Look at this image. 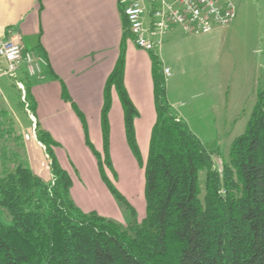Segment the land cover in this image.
<instances>
[{"label":"trees","instance_id":"obj_1","mask_svg":"<svg viewBox=\"0 0 264 264\" xmlns=\"http://www.w3.org/2000/svg\"><path fill=\"white\" fill-rule=\"evenodd\" d=\"M128 39L125 30L120 57L104 88L103 152L90 141L86 120L76 111L103 182L135 217L108 174L116 175L109 113L112 93H117L128 146L145 172L144 218L123 228L95 211H82L72 197V177L55 154L58 143L37 121L38 141L51 159V178L45 180L15 156L10 160L6 151L0 155V209L10 219L5 223L0 216V264H264L263 94L219 171L215 152L173 113L163 67L152 54L157 121L144 160L135 128L139 112L124 81ZM63 93L69 99L65 87ZM27 97L33 102L29 88Z\"/></svg>","mask_w":264,"mask_h":264},{"label":"crops","instance_id":"obj_2","mask_svg":"<svg viewBox=\"0 0 264 264\" xmlns=\"http://www.w3.org/2000/svg\"><path fill=\"white\" fill-rule=\"evenodd\" d=\"M125 30L127 23L119 0H0V43L18 40L26 51L46 56L49 60L45 82L36 83L29 91L40 127L60 144L54 149L60 165L68 170L69 157L65 153L68 152L74 167L82 175L81 183L76 184L72 178V196L78 205H87L81 201V191L90 187L85 199L92 200L90 205L96 206L87 211H97L106 218L116 217L112 210L104 207V199L111 202V193L86 143L82 121L76 110L86 120L90 141L97 151L103 152L101 113L104 88L120 57ZM175 31L173 29L166 34L170 35L168 42L174 38ZM125 45L124 81L139 112L135 128L139 147L144 152L149 147L157 121L152 54L161 53L163 48L157 53L146 52L137 48L130 39ZM63 87L69 99H65ZM167 97L169 99L168 90ZM1 110L6 111L5 108ZM178 116L186 117L184 114ZM109 128V150L115 172L123 173L124 166L139 171L140 166L128 146L124 112L115 91L112 93ZM29 152L35 155V151ZM31 166L35 173L49 180L47 168L34 163ZM129 187L132 190V185ZM130 189L124 186V197L133 202L136 196Z\"/></svg>","mask_w":264,"mask_h":264},{"label":"rangeland","instance_id":"obj_3","mask_svg":"<svg viewBox=\"0 0 264 264\" xmlns=\"http://www.w3.org/2000/svg\"><path fill=\"white\" fill-rule=\"evenodd\" d=\"M232 1L235 5V18L228 26L204 35H189L180 26H176L175 34L172 35L174 38L170 37L168 42L170 35H165L163 49L156 54L163 70L167 67L171 72L165 79L173 113L177 116L184 114V120L190 129L208 150L215 152L214 164L219 171L223 160L229 159L234 139L246 132L261 93L264 99V0ZM146 24H149V20H146ZM1 66L5 68V63L1 62ZM18 81L27 88L40 82L37 78L28 76L24 64L16 78L0 74V155L6 151L5 155L10 160L15 156L31 169L32 163L40 168L45 167L51 178V164L46 150L33 138H25V135L31 134L33 123L22 101ZM28 100L31 106L35 105L34 101ZM33 106L31 113L37 117ZM3 108L6 111H2ZM29 151H35V155ZM65 153L69 157L68 170H65L75 179L76 184L81 183V173L74 167L70 154ZM148 153L149 147L141 152L142 157L146 156L144 160ZM59 155L62 157L61 153ZM129 167L124 166L123 173L117 172L115 177L109 171L108 174L111 182L124 196V186L127 185L130 189L129 186L132 185L133 195L136 197L129 203L135 210V217L112 194L111 202L104 199V207L112 210L116 216L108 219L115 220L123 228L135 220L141 221L146 208L144 168L140 166L137 171ZM200 179L204 190V171L201 172ZM88 189L81 191V201L87 205L76 203L84 212H92L87 210L96 206L90 205L92 200L85 199V193L90 192ZM73 199L75 201L76 198ZM108 201L110 203H106ZM77 202L81 204L80 201ZM0 216L3 222H10L7 211L0 209Z\"/></svg>","mask_w":264,"mask_h":264},{"label":"built area","instance_id":"obj_4","mask_svg":"<svg viewBox=\"0 0 264 264\" xmlns=\"http://www.w3.org/2000/svg\"><path fill=\"white\" fill-rule=\"evenodd\" d=\"M127 23L129 39L135 46L146 52H159L164 45V37L176 26L191 35L211 34L217 29L228 26L235 18V5L232 0H119ZM149 20V24H146ZM1 62L5 63L2 68ZM24 64L29 77L39 81L46 80V71L50 67L46 56L35 55L26 51L22 43L10 39L0 43V73L16 78L17 72ZM167 75L170 74L165 69ZM21 91L22 101L33 123L31 134L25 135L26 140L33 138L38 141L37 119L31 113V103L27 97V87L17 82ZM51 164V159L46 151ZM51 166V165H50Z\"/></svg>","mask_w":264,"mask_h":264}]
</instances>
